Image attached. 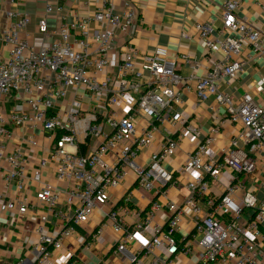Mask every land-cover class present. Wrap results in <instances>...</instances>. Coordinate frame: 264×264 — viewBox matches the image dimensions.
Returning <instances> with one entry per match:
<instances>
[{"label": "built area", "instance_id": "1", "mask_svg": "<svg viewBox=\"0 0 264 264\" xmlns=\"http://www.w3.org/2000/svg\"><path fill=\"white\" fill-rule=\"evenodd\" d=\"M114 1L103 0V11L90 17H76L71 24L62 25L57 38L40 47L22 36L31 22L27 14L11 12L9 16L13 21L3 31L2 40L10 45V51L8 57L0 61V170L3 168L0 177L5 183H15L18 189L22 188L28 170L21 151L8 153L2 140L4 136L10 137L13 127L34 122L42 125L56 145L51 155L59 160V178L71 183L64 190L45 183L37 193L38 202L46 208L35 226L40 254L38 264H49L54 251L60 250L64 239L74 234L69 224L64 225L57 236L46 233L49 213L64 218L56 210L62 201L74 206L72 222L85 223L95 209L108 203L109 188L120 184L129 172L134 173L140 187L167 195L174 176L163 162L176 152L178 138L185 131L199 138L185 167H193L201 174L190 182V194L185 204L178 205L171 199L167 203L170 228L155 225L150 244L135 250L130 247L135 239L134 231L125 224L120 210H111L92 235H101L111 226L120 234L117 248L129 264H264V199L249 191L244 181V176L252 174L264 159V106L249 93L235 99L223 89L224 79L235 78L246 61L264 55V35L238 15L244 0H222V27L215 28L210 23L196 25L210 60L203 77H184L179 73V59L186 62L190 59L186 54L172 57L165 47L142 54L131 45L125 48L123 61L116 72L110 74L107 69L111 45L118 31L128 32L138 19L130 7L118 13ZM259 4L264 8V0H259ZM62 10L60 6L47 5L46 16L39 21L40 33H55L48 29L47 16L60 14ZM92 21L106 23L107 29L92 33L89 27ZM74 33L80 37L81 50L74 46ZM90 37L96 44L93 51H89ZM139 57L143 60L141 69L135 64ZM81 85L93 99H102L109 107L128 91L140 90L141 95L132 109L135 113L119 115L113 110L107 114L105 122L109 130L103 128L97 114H83L78 99L73 100L66 113V122L59 112L51 113L54 100L66 97L69 89ZM260 90H264V79ZM19 91L30 110L4 114L5 98ZM182 91H194L200 102L212 100L225 108L223 123L239 127L230 146L224 149L221 159L204 160L213 139L203 136L200 128L189 122L179 127L177 137H167L146 165L138 164L136 159L141 150L154 144L155 122L162 124L168 120L176 124L183 120L177 110L182 102ZM137 114L154 124H138ZM78 135L99 139L97 149L87 154L71 150L70 147L77 148ZM238 141L247 150L243 157L237 152ZM31 142L37 144L35 140ZM111 152H114V162L107 163L104 157ZM4 162L9 168L3 167ZM46 164L47 161L42 160L33 170L35 181H41ZM226 168L243 177L233 179L225 187L222 197L217 199L211 195V184L218 181ZM159 207V203L152 204L145 224L152 222ZM11 210L23 216L35 210V205H29L26 198H9L0 190V213ZM248 210L251 215L247 220L244 216ZM122 211L127 213L129 209ZM185 220L190 226L189 231L182 236L176 235ZM136 228L143 230L140 224ZM78 240L85 244L87 237L80 236ZM160 247L166 249V254H154V249ZM144 256L152 259L144 262Z\"/></svg>", "mask_w": 264, "mask_h": 264}, {"label": "crops", "instance_id": "2", "mask_svg": "<svg viewBox=\"0 0 264 264\" xmlns=\"http://www.w3.org/2000/svg\"><path fill=\"white\" fill-rule=\"evenodd\" d=\"M60 6L62 12L52 13L47 16L49 31L54 34H42L39 31V21L46 16L47 5ZM126 7H130L137 14V21L128 32L118 31L110 52V65L108 73L116 72L118 66L123 61L125 48L128 45L139 49L140 53L154 51L157 47L168 49L170 56L188 55L189 61L179 59L178 71L182 76L191 75L203 77L210 64L205 43L199 36L196 25L199 23H210L215 28L222 27L223 13L222 0H115L114 9L122 13ZM104 10L103 0H0V61L7 58L10 45L2 40L3 31L10 25L13 19L9 16L11 12L27 14L31 17V22L26 27L22 36L31 44L40 47L50 43L57 38V31L62 25L71 24L76 17H90L96 12ZM238 15L252 23L264 35V8L259 4V0H244L238 9ZM91 32H100L107 29L104 22L92 21L89 25ZM114 30V28L109 27ZM73 32V31H72ZM80 37L74 33L75 48L81 50L78 43ZM89 51H93L96 44L90 37ZM220 55V54H219ZM138 69L143 67V60L139 57L136 61ZM264 79V55L255 56L252 60L246 61L242 70L235 78L224 79L223 89L235 99H240L244 93H249L255 101L264 106V90H260L261 81ZM21 91L5 98L3 113L25 112L30 107L26 101L20 98ZM141 91H128L124 93L119 101L109 107L102 99H93L84 85L69 89L66 97L54 100L51 113L59 112L64 122L68 117L66 113L70 110L73 100L81 102V112L95 113L98 121L105 130L109 126L105 118L111 111H116L119 115L133 114L132 109L136 105ZM182 102L177 110L182 115V121L174 124L168 120L160 124L155 122L157 129L154 131V144L141 150L136 161L144 166L154 151L159 150L160 145L169 136L177 137L180 126H185L192 122L200 128L202 135L212 137L213 141L207 149L206 157L221 159L224 149L228 148L231 139L236 135L238 126H234L226 119L224 107L216 104L212 100L200 102L194 91H182ZM138 115V114H137ZM136 115V116H137ZM138 124H154V121L147 119L143 115L136 117ZM216 131V132H215ZM13 134V135H12ZM12 134L4 136L2 143L8 153L21 151L23 163L27 168V175L23 178V186L18 189L15 183H5L0 177V190H3L7 197L20 199L26 198L29 205H35V210L28 211L20 216L18 211H5L0 213V264H38V235L35 226L40 220V214L46 212V208L37 200V193L45 183L64 190L70 186V181L59 178V160L53 158L52 150L56 145L52 143L44 131L42 125L29 122L21 127H13ZM36 141V145L32 144ZM100 141L96 137H83L78 135L77 148L70 147L82 154L94 152ZM199 138L192 132L185 131L178 138L176 152L167 157L163 165L170 171L174 178L167 195L155 190H147L140 187L135 180L133 172H129L127 177L117 186L109 188L110 200L102 207L95 209L89 221L85 223H74V206L62 201L56 210L64 215L61 219L56 215L48 214L46 233L57 236L63 226L69 224L73 227L74 234L63 241V247L54 251L49 264H129L126 257L118 251V239L120 234L115 232L111 226L98 236H93L100 225L105 221L106 215L111 210H120L125 224L134 231L135 239L130 243V247L139 250L148 246L154 235V226L160 225L169 229L170 213L167 203L171 199L178 205H183L189 197V184L194 181L201 172L193 167H185L188 157L196 150ZM244 144L238 141L237 152L243 157L247 152ZM46 160L47 164L43 168L41 181L32 178V172L40 161ZM105 162H114V152L104 157ZM4 168H9L6 162L2 163ZM3 173V168L0 170ZM243 177L231 169H225L217 182L211 184V195L219 199L222 197L225 187H227L236 177ZM246 188L255 193L260 199H264V159L250 175L244 176ZM129 197V201L127 198ZM159 203L161 207L155 212L150 224H145L146 214L152 204ZM202 206L206 209L205 204ZM123 209H129L127 213ZM251 212L248 210L244 219H250ZM185 220L176 235L182 236L189 231L190 226ZM142 226L141 230L137 225ZM264 232V224L262 226ZM87 237V242L81 244L78 237ZM93 236V237H92ZM145 253V250L142 254ZM154 254H166L164 247L155 248ZM149 258L143 257L144 262Z\"/></svg>", "mask_w": 264, "mask_h": 264}]
</instances>
